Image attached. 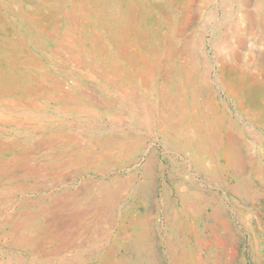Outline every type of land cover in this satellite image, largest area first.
<instances>
[{
  "label": "rangeland",
  "instance_id": "rangeland-1",
  "mask_svg": "<svg viewBox=\"0 0 264 264\" xmlns=\"http://www.w3.org/2000/svg\"><path fill=\"white\" fill-rule=\"evenodd\" d=\"M0 264H264V0H0Z\"/></svg>",
  "mask_w": 264,
  "mask_h": 264
}]
</instances>
